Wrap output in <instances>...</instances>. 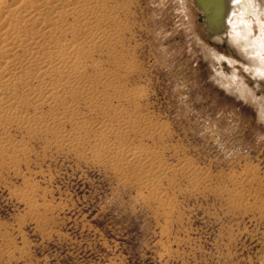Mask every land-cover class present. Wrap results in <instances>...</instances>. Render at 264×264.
<instances>
[{
  "label": "rangeland",
  "instance_id": "rangeland-1",
  "mask_svg": "<svg viewBox=\"0 0 264 264\" xmlns=\"http://www.w3.org/2000/svg\"><path fill=\"white\" fill-rule=\"evenodd\" d=\"M107 7L120 50L94 59L124 95L118 117L150 118L160 130L142 144L206 180L169 174L163 210L84 152L9 129L25 154L0 158V264H264V80L242 65L239 39L213 33L197 0ZM230 177L261 207L233 201Z\"/></svg>",
  "mask_w": 264,
  "mask_h": 264
},
{
  "label": "bare ground",
  "instance_id": "bare-ground-1",
  "mask_svg": "<svg viewBox=\"0 0 264 264\" xmlns=\"http://www.w3.org/2000/svg\"><path fill=\"white\" fill-rule=\"evenodd\" d=\"M109 1L0 0V158L12 164L25 154L9 129L43 135L48 146L103 162L123 184L149 192L164 210L169 203L159 190L163 179L181 173L204 182L206 175L186 159L165 164L160 153L142 144L160 130L150 118H141L140 128L132 117H118L124 95L112 72L94 59L96 53L120 50ZM197 1L211 31L235 34L242 65L264 80V0ZM90 115L94 118L83 119ZM240 184L231 191L233 201L260 208L257 195Z\"/></svg>",
  "mask_w": 264,
  "mask_h": 264
}]
</instances>
